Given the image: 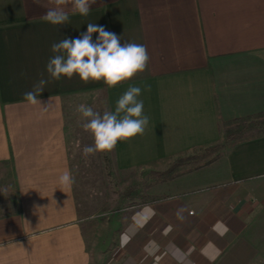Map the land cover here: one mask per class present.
I'll return each instance as SVG.
<instances>
[{
	"label": "crops",
	"instance_id": "crops-1",
	"mask_svg": "<svg viewBox=\"0 0 264 264\" xmlns=\"http://www.w3.org/2000/svg\"><path fill=\"white\" fill-rule=\"evenodd\" d=\"M53 7L0 0V264L253 261L237 251L262 207L252 189L264 188V137L149 187V201L113 213L111 235L94 249L92 215L79 213L74 184L61 186L59 176L71 172L67 106L75 95H105L114 112L129 86L142 89L149 124L117 143L113 158L124 170L211 146L222 140L224 123L264 112V0H96L87 16L65 6L63 25L43 19ZM88 23L121 44L146 45L147 69L116 87L62 77L38 97L46 110L30 105L24 94L50 79L52 44L79 37Z\"/></svg>",
	"mask_w": 264,
	"mask_h": 264
},
{
	"label": "clouds",
	"instance_id": "clouds-1",
	"mask_svg": "<svg viewBox=\"0 0 264 264\" xmlns=\"http://www.w3.org/2000/svg\"><path fill=\"white\" fill-rule=\"evenodd\" d=\"M34 2L39 3V0ZM49 2L54 7L48 9L43 19L52 25H63L69 20L64 11L65 6L71 5L75 12L87 16L90 6L95 4L96 0ZM93 33H98L95 41L92 38ZM120 40L118 35L107 31L103 26L88 23L87 31L79 37L64 38L58 43H53L51 51L55 55L46 65L50 79H40L31 91L24 94V100L30 105H40L46 110L48 105L38 97L50 81H59L62 77L72 79L76 75L85 83L103 80L107 86L116 87L144 72L150 60L147 46L133 42L121 44ZM146 88L150 90V85ZM141 92L140 87L129 86L117 100L114 112L105 110L101 114L85 104L77 106L76 111L86 121L82 128L92 135L94 141L92 145L83 148L84 156L111 152L119 141H127L145 133L149 117L144 115L143 101L138 99ZM74 183L75 178L70 171H64L59 176L61 186L70 187Z\"/></svg>",
	"mask_w": 264,
	"mask_h": 264
},
{
	"label": "rangeland",
	"instance_id": "rangeland-1",
	"mask_svg": "<svg viewBox=\"0 0 264 264\" xmlns=\"http://www.w3.org/2000/svg\"><path fill=\"white\" fill-rule=\"evenodd\" d=\"M101 95L96 93L91 94H85V95H75L71 98V107L67 116L68 120V138L69 142H71V155L72 158H74L76 155L80 157L83 153V148L85 147V141L88 135L91 136L89 132L84 131L82 128V124L85 122L82 118L81 114L76 111L77 106L80 104H85L89 107H92L94 110H100L102 107L101 104ZM84 132V136H83ZM76 137V138H74ZM94 143V142H93ZM92 145V144H91ZM82 152V153H81ZM192 153V152H191ZM114 150L109 152L110 159L112 162V166L110 169V172L105 169L104 163L102 162L101 157L99 154L93 155V158H95V162L93 164L97 165V167H100V165H103V173L101 176V181L99 180L97 186L92 183V180H90L91 174H86L81 172V176L84 179V185L86 189V193L89 195L93 194L94 197L99 198L100 203H96L95 199L92 201V207L93 209V221L91 222L93 224V228H91L89 233L90 238V244L91 248H95V244L97 241H101L103 239H106L111 235L112 227L110 225L109 219L112 217L113 213L117 212L116 207L119 203H121L119 199V193L123 192L125 189H127L129 186L133 184L140 183L144 176L151 170L156 171H162L165 170L173 161L169 160L166 162V164H162L157 167L151 166L150 168H143V167H137L132 169L124 170L121 168L122 164L121 162L118 163V166L115 162V159L113 158ZM190 154V153H189ZM184 155H188L187 153ZM99 156V157H98ZM88 173L90 170L91 172L97 173L96 170L93 167H88ZM91 168V169H90ZM95 170V172H94ZM101 175V173H100ZM255 186V184H254ZM258 187V185H257ZM255 186V189H252L254 193V198L261 201V211L260 213L255 216L254 221L249 226L247 232L243 236V245L239 246L238 248V254L240 255H254L252 258L253 261L251 262H243L240 264H264V188H257ZM91 198V197H90ZM134 202V203H133ZM139 199L131 198L129 201L125 202V209L126 206L131 203L132 207L137 206L139 203ZM122 204V203H121ZM101 205V206H100ZM123 205V204H122ZM123 208V209H124ZM130 208V207H129ZM95 210V211H94ZM116 214V213H115ZM90 224V226H92ZM89 226V225H88ZM111 228V229H109ZM113 235H116V232H113ZM113 235L111 236L112 238ZM256 256V257H255ZM263 260V261H262Z\"/></svg>",
	"mask_w": 264,
	"mask_h": 264
},
{
	"label": "trees",
	"instance_id": "trees-1",
	"mask_svg": "<svg viewBox=\"0 0 264 264\" xmlns=\"http://www.w3.org/2000/svg\"><path fill=\"white\" fill-rule=\"evenodd\" d=\"M100 102L102 104L101 109L93 110L100 112L101 114H103L105 110L109 111L105 95H101ZM67 107L68 114L71 105ZM222 132L223 138L221 141L211 146H207L201 150L194 151L193 153H190L188 155L177 156L173 159L172 163L165 170H151L144 176L143 180L140 183L133 184L127 189H125L123 192L119 193V199L123 205L119 203L116 207V211L123 209L125 207L124 203L129 201V199L131 198L133 199L137 197L140 201L139 203H145L149 201L150 198L145 193L149 187L156 184L173 181L174 179H177L183 175H187L205 167H208L213 163L217 162L219 159H221L228 150L236 147L237 145L264 137V112L246 118H238L224 123L222 125ZM93 142L94 141L92 135H88L85 141V146H90L91 144H93ZM71 146L73 145H71L70 143L69 154L71 160V174L75 178V197L77 200L79 213L81 215H84V217L88 218L89 216L94 214L93 209L90 208V206H93L92 201L94 199L96 203H100V201L99 198L94 197L93 194L89 195L88 193H86V187L84 185L85 181L81 176V172L91 174L90 180H92V183L95 187V185L97 186V184L99 183L98 181H101L100 178L103 173V168L105 167V169L110 172L112 162L110 159L109 152L97 153V155L99 154V156L101 157L102 162L104 163V167H102L103 165L97 167V165L93 164L95 162V158H93V155L86 157L81 152L82 155H80V157L76 155L74 158H72ZM161 162L162 161H159L158 163L160 164ZM86 166L93 167L97 173H95L94 175V173L91 172L92 170H90L88 173V169H86ZM7 186L10 187L9 182ZM129 207H132L131 203L126 206V208Z\"/></svg>",
	"mask_w": 264,
	"mask_h": 264
}]
</instances>
